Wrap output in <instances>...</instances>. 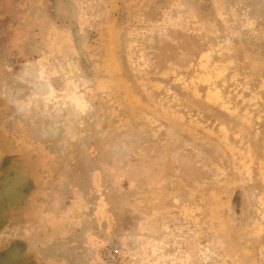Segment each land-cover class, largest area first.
<instances>
[{"label":"rangeland","instance_id":"1","mask_svg":"<svg viewBox=\"0 0 264 264\" xmlns=\"http://www.w3.org/2000/svg\"><path fill=\"white\" fill-rule=\"evenodd\" d=\"M1 113L0 264H264V0H0Z\"/></svg>","mask_w":264,"mask_h":264},{"label":"flooded vegetation","instance_id":"2","mask_svg":"<svg viewBox=\"0 0 264 264\" xmlns=\"http://www.w3.org/2000/svg\"><path fill=\"white\" fill-rule=\"evenodd\" d=\"M4 118L5 116H3V114L1 113L0 152L4 155V157L0 159V171L9 167H20V169L18 170V174H24L31 177L30 189L28 191V194H31V197H33L34 199L32 201V205H35V202L37 204L36 209H32L33 211H37V213H35L37 217L33 218L32 220L33 223L35 222V225L30 223L31 226L28 227L29 229L37 230V237L35 236V238H33L35 239V241L32 240V237L26 240L27 247L29 246L26 253L30 251V253L28 254H30V256H32L33 258L37 254V249H40L35 244V242L38 243V241L40 240V235H42L41 241H44L46 243L47 240L53 238V236L57 232H59V230L65 229L64 225L61 223V221H59L60 219L58 220L56 219V217L51 215L46 216L44 214L45 212L40 211L41 207L38 205L41 186H43L44 183L47 182V180L44 179V175H46L47 172L49 175V171L54 170V163L50 161L52 158L53 151L49 147H41L42 144H40L39 142L29 141V139H26H32V136H24L23 132H20V130H18L15 125L8 124L7 119L5 120ZM48 181H51L50 176L48 178ZM27 211H30V209H26V213L24 211L25 215H27ZM17 217L18 215L14 214L13 224H17ZM38 224H41L40 227H42L43 230H39V227H36V225ZM29 239L32 243L29 242ZM20 244H23L22 240L20 241ZM22 246L24 247V244Z\"/></svg>","mask_w":264,"mask_h":264}]
</instances>
